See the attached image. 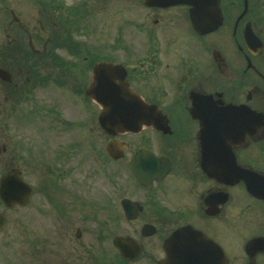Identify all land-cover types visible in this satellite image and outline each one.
Listing matches in <instances>:
<instances>
[{
  "label": "flooded vegetation",
  "instance_id": "1",
  "mask_svg": "<svg viewBox=\"0 0 264 264\" xmlns=\"http://www.w3.org/2000/svg\"><path fill=\"white\" fill-rule=\"evenodd\" d=\"M220 3L221 39L195 32L185 6H139L143 48L106 59L124 66L141 124L101 129L86 169L64 163L65 242L95 223L80 245L93 264L100 242L109 264H264V13L254 0Z\"/></svg>",
  "mask_w": 264,
  "mask_h": 264
},
{
  "label": "rangeland",
  "instance_id": "2",
  "mask_svg": "<svg viewBox=\"0 0 264 264\" xmlns=\"http://www.w3.org/2000/svg\"><path fill=\"white\" fill-rule=\"evenodd\" d=\"M129 1L136 0H0V66L13 77L11 83L0 81V175L16 168L37 189L44 184L47 193H36L23 207L6 210L0 204L7 217L0 264H93L82 243L94 242L95 223H78L85 229L81 242H65L64 163L79 161L86 169L96 161L91 146L104 137L98 107L84 94L92 63L143 48L149 18ZM254 1L264 13V0ZM23 29L42 54L28 52ZM224 30L211 36L221 39ZM51 31L59 35L53 47ZM69 152L76 158L66 159ZM104 251L108 242L91 250L99 264H109Z\"/></svg>",
  "mask_w": 264,
  "mask_h": 264
},
{
  "label": "water",
  "instance_id": "3",
  "mask_svg": "<svg viewBox=\"0 0 264 264\" xmlns=\"http://www.w3.org/2000/svg\"><path fill=\"white\" fill-rule=\"evenodd\" d=\"M147 2L146 0H144ZM168 4L190 5L189 13L192 25L198 32L215 29L222 22L221 10L218 0H165ZM242 16V15H240ZM245 32V37L251 40L252 30ZM254 37V36H253ZM29 46L36 52L31 41ZM93 75L87 94L96 100L102 107L99 121L108 132L135 130L141 123L139 103L135 100L124 81L125 70L120 64L101 62L94 65ZM0 79L10 81V73L0 67ZM109 149V147H108ZM31 194L30 186L25 183L17 171H10L0 177V199L5 207L10 208L15 204L24 205ZM6 217L0 213V229L5 225ZM174 249L173 244H168V250ZM170 264V263H169Z\"/></svg>",
  "mask_w": 264,
  "mask_h": 264
},
{
  "label": "trees",
  "instance_id": "4",
  "mask_svg": "<svg viewBox=\"0 0 264 264\" xmlns=\"http://www.w3.org/2000/svg\"><path fill=\"white\" fill-rule=\"evenodd\" d=\"M17 60H16V58H15V62H16Z\"/></svg>",
  "mask_w": 264,
  "mask_h": 264
}]
</instances>
